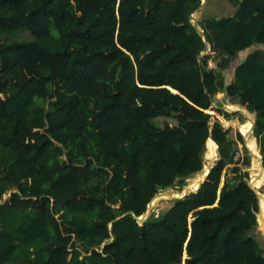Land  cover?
<instances>
[{"label": "trees", "instance_id": "16d2710c", "mask_svg": "<svg viewBox=\"0 0 264 264\" xmlns=\"http://www.w3.org/2000/svg\"><path fill=\"white\" fill-rule=\"evenodd\" d=\"M230 1L202 32V0H0V264H264L250 173L220 185L243 134L209 112L237 98L264 159V48L223 74L264 44V0ZM209 140L200 187L141 222L204 168Z\"/></svg>", "mask_w": 264, "mask_h": 264}, {"label": "rangeland", "instance_id": "374dc122", "mask_svg": "<svg viewBox=\"0 0 264 264\" xmlns=\"http://www.w3.org/2000/svg\"><path fill=\"white\" fill-rule=\"evenodd\" d=\"M235 11H236V6L230 0H202V6L197 12L193 14V20L194 23L197 24L199 28H201V25L199 24V21H201V19L208 18L211 16L220 17L223 15H231ZM255 48H264V44L254 45L247 50L241 51L239 55H237L235 58H232L231 62L228 64V67L223 71L224 81L226 83H229L233 80L235 65L239 61L241 62L246 57V55ZM211 51L213 52V50H211V47L208 46L207 54L211 53ZM220 59H221L220 57H218L215 53H213L208 59L209 66L211 68L218 69V62ZM214 105L230 113L229 116H225L223 114H220L217 110H211V111L209 110L212 114H214L217 118H219L224 124L231 127V133H230L231 138L236 139L238 136V132H241L243 134L244 139L246 137L248 141V146H246L245 143H242L239 140L237 141L238 151H240L239 153L242 157L239 160L235 158V161L229 162L225 166L222 173L220 185L224 184L225 177L233 175L232 169L235 166L240 167L242 171H248L250 173V176L259 173L260 166L257 164V162H259V159L254 157L250 153V148H251V150H253L256 154H261L260 149L258 147L257 137L253 129V120L255 118V114L249 112L246 108L241 106L237 98L227 95L225 91H220L214 96ZM157 121L160 123H163L164 121L172 122V123L176 122L173 117H159L157 118ZM217 155H218V145L215 144L213 140H209L207 147L205 149L206 164L204 166V169L208 168L209 165L214 163V160L216 159ZM207 172L208 171L204 172L203 170H201L200 172L191 175L189 178L186 179L188 182L186 187L189 186L196 188L198 183L204 179V175ZM251 180L253 184L257 188H259L261 192L260 202L262 204L259 213V224L254 230H252V234L256 236L261 246L264 248V176L261 177L253 176ZM173 196H175L173 192L170 194L169 191L167 190L161 192L151 202L150 204L151 210L149 214L154 213V216H157L159 213L165 211L168 208V206L171 204L170 200L174 199ZM185 257L186 255L184 254L183 258Z\"/></svg>", "mask_w": 264, "mask_h": 264}, {"label": "water", "instance_id": "95a60500", "mask_svg": "<svg viewBox=\"0 0 264 264\" xmlns=\"http://www.w3.org/2000/svg\"><path fill=\"white\" fill-rule=\"evenodd\" d=\"M199 28V27H198ZM202 32H203V30L201 29V28H199ZM173 91H175V92H177V90H175V89H172ZM210 112V111H209ZM255 124V120H253V125ZM230 127V126H229ZM245 141H244V143H245V145L246 146H248V141H247V139H246V137H245V139H244ZM250 153L254 156V157H258L259 159H260V172L259 173H256V174H253V176H256V177H261V176H264V159H263V156L261 155V154H256L253 150H251V148H250ZM218 158V155H217V157H216V159ZM210 172V169H209V171L204 175V179L202 180V181H200L199 183H198V185L196 186V188H193V187H186L185 189H184V191H183V193H173V194H175V196H173V198H179V197H183L184 195H186L187 194V192L188 191H196L199 187H200V185H201V183L207 178V175H208V173ZM253 176H250V180H249V184L260 194L261 192H260V190H259V188H257L254 184H253V182H252V180H251V178H253ZM169 194H170V192H169ZM150 204L151 203H149V206H148V208H147V210H146V212L143 214V215H136V217L138 218V219H140L141 220V222H144V220H145V218H146V216H148L149 215V213H150V210H151V206H150ZM261 206H262V204H261ZM185 255H186V257H187V254L185 253Z\"/></svg>", "mask_w": 264, "mask_h": 264}, {"label": "built area", "instance_id": "2783aa9c", "mask_svg": "<svg viewBox=\"0 0 264 264\" xmlns=\"http://www.w3.org/2000/svg\"><path fill=\"white\" fill-rule=\"evenodd\" d=\"M239 152H240V151H237V153H236V155H235V158L238 159V160L242 157V156L240 155ZM234 161H235V160H234Z\"/></svg>", "mask_w": 264, "mask_h": 264}, {"label": "bare ground", "instance_id": "6f19581e", "mask_svg": "<svg viewBox=\"0 0 264 264\" xmlns=\"http://www.w3.org/2000/svg\"><path fill=\"white\" fill-rule=\"evenodd\" d=\"M258 158V157H257ZM259 159V158H258ZM257 164L260 166V159H259V162H257ZM211 165H209L208 168L205 169V171H208V169L210 168ZM206 174V173H205Z\"/></svg>", "mask_w": 264, "mask_h": 264}, {"label": "clouds", "instance_id": "9594fccd", "mask_svg": "<svg viewBox=\"0 0 264 264\" xmlns=\"http://www.w3.org/2000/svg\"><path fill=\"white\" fill-rule=\"evenodd\" d=\"M202 29V28H201ZM255 120V119H254ZM254 126V125H253ZM206 162V161H205ZM212 165H213V163H212ZM212 165L210 166V168L209 169H211V167H212ZM205 166V165H204ZM204 172H205V169L203 168L202 169ZM209 171V170H208Z\"/></svg>", "mask_w": 264, "mask_h": 264}]
</instances>
